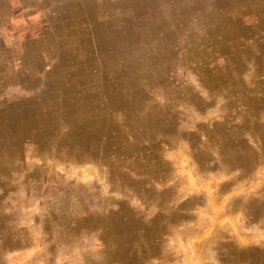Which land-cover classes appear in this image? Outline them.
<instances>
[{
  "label": "rangeland",
  "instance_id": "374dc122",
  "mask_svg": "<svg viewBox=\"0 0 264 264\" xmlns=\"http://www.w3.org/2000/svg\"><path fill=\"white\" fill-rule=\"evenodd\" d=\"M0 264H264V0H0Z\"/></svg>",
  "mask_w": 264,
  "mask_h": 264
}]
</instances>
